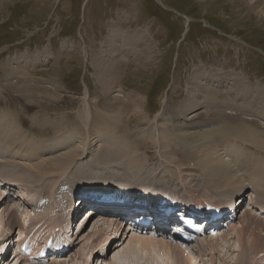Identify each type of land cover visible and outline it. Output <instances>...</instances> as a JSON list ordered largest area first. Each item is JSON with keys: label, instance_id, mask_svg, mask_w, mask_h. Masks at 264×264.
<instances>
[{"label": "rangeland", "instance_id": "1", "mask_svg": "<svg viewBox=\"0 0 264 264\" xmlns=\"http://www.w3.org/2000/svg\"><path fill=\"white\" fill-rule=\"evenodd\" d=\"M259 1L0 0V115L7 113L12 115L18 127L25 132L26 136L18 142L26 152L31 153L30 157L34 156L32 162L43 161V165L48 164L44 166L45 168L42 166L45 170L39 168L42 172L40 175L41 172L39 174V170L35 171L32 167L35 162L33 164L30 160L19 159L24 165L31 163L29 165L30 170L32 167V173L28 176V180H32L23 181L27 173L25 166L18 169L16 174L11 170L9 180L20 182L10 190L1 187L0 197L8 194L18 202L16 195L26 197L27 192L24 190L29 186L33 189L29 191L30 195L35 192L32 195L37 197L36 194H43L44 191V195L49 194L52 186L50 181L55 183L57 175H61L59 177L62 179V173L67 169L63 174L64 179H67L77 167L87 164L89 169H95V176L101 175L98 177L101 181L97 183L92 179L100 186L128 184L135 189L155 193L163 190L180 195L204 193L214 198L219 193L215 191V186L212 187L207 183L206 174L195 156L192 157L197 153L202 156V148L196 146L195 151H192L193 154L189 155L190 160H185L181 155L183 148L181 143L185 139L202 143L200 126L203 123H210V127L217 125L222 127L226 121H234L232 124L238 127L237 130L240 125L248 131L255 130V138L250 141L237 134L231 135L226 142L215 147V151L223 149L218 151V154L222 153L218 159L233 164L238 162L239 155L244 154L246 157L259 158L257 160L259 165L255 167L250 160L255 168H242L247 171V174L241 177L243 185L251 187L244 188L241 192L244 195L239 200L238 209L241 211L238 218L229 226L217 227L213 233H209L212 236L219 235L214 241L223 251V255L221 254L220 258L214 255L211 247L205 245V240L200 241L204 244L202 250L195 245L192 248H194L193 257L198 259L200 264L235 262L238 258L236 251L239 246L242 245L244 249L250 240L249 237L241 239L237 231L241 228L240 222L244 219L243 213L246 207L250 205L248 203L251 201V196L254 195L258 199L255 202L257 206L263 205L259 201L264 196L258 194L256 191L258 186L251 184L248 178L258 176L259 166H264V113L259 109L261 106L254 109L252 104L242 100L238 102L241 108L237 110L227 106H222L218 110L207 108L205 99L215 93L220 99L224 97L226 103L228 99L234 100L232 95L237 92H240L241 96L254 95V93L259 94L260 90L256 89L257 91L253 93L246 91L253 87L264 88V0L262 3ZM127 31L142 33V37L134 45L138 53L124 52L123 39L114 40L113 45L109 43L111 34L116 32L123 34ZM114 47L116 50L109 56V52L113 51L110 49H115ZM143 48H147V53L139 55ZM100 58L112 65L114 80L108 94L119 96L117 102L107 101V91L105 92L98 79L97 60ZM212 75L215 76L214 78L223 79H220L221 82H216L212 79ZM195 82L198 83V87L195 86ZM236 82L240 83L237 89L234 87ZM23 85H27L28 89L26 90ZM195 91L200 96L199 105L202 108L191 110L187 114L183 113L181 110L183 103L191 92L196 93ZM261 96L264 97V94ZM201 100L205 102L201 103ZM224 109L226 111L229 109L228 111H233L231 113L234 114L227 113ZM200 112L204 113L197 119L195 115ZM220 112L223 115L226 113L227 116L229 114L230 119L225 115H215ZM45 117L49 123L41 125ZM104 119L108 122H104ZM179 135H183L181 142ZM227 141L233 144L229 145ZM108 142L117 145L112 146ZM231 145L232 150L238 154L230 150ZM106 146L114 147L118 154L113 156L108 152L104 153L103 148ZM79 148L81 152L75 159L66 161L60 158L62 153L77 151ZM210 148L206 146L205 150L211 153ZM107 156L110 158L107 159ZM202 157L208 158L210 155ZM202 157L200 158L203 160ZM240 159V161L244 160ZM51 164L60 165L55 168ZM232 168L241 174L234 166ZM44 175L47 178L49 175L52 177L46 180V184L43 181L40 183ZM95 176L91 177L96 178ZM8 186L11 187L9 183ZM225 191V194H230L229 190ZM59 196L66 202L69 199L73 209L70 215L67 214L69 209L59 211V208H56L49 214L51 216L48 215L45 222H39L32 229L29 227L23 229L28 233L30 231L31 242L38 244L41 243V237L48 232L49 224H61L63 220L73 216L74 221L70 217L66 224L68 226L73 224L69 233L72 236L74 234L78 240L71 247L73 251L65 253L62 259L65 260L63 261L65 264H87L76 254L81 250L85 254L88 253L87 258H91L88 249L96 237L94 239L87 237L93 227L102 225V228L111 227L115 230L117 226L110 225L111 216H102L97 212L89 225L83 227L84 232L79 235L82 221L87 219V213L83 216V212L90 207L73 192L55 195L56 198ZM28 197L30 199L31 196ZM76 201L80 206L82 203L86 206L75 205ZM241 202L243 203L240 205ZM9 204V200L0 204V242L4 243L0 246V253L3 248L8 247V243L3 239L5 233L10 231L7 222L8 209H6ZM26 206L28 212L25 214ZM77 206L81 210L75 217ZM261 210V207L258 211L254 210L259 217L264 216ZM41 211L42 206H38L34 211L29 204L18 203V214L24 217L21 221L25 222L24 226L32 222L29 220L32 214V217H35ZM58 228L57 226L56 229ZM20 232V228L16 227L10 234L12 239L16 241L24 237L26 232L22 235ZM131 236L129 235L124 243L128 242ZM228 245L230 250L227 249ZM103 248L96 250L94 248V250H103ZM253 248L254 245L251 251H254ZM74 255H76L74 263L69 262ZM6 258L11 262L14 258L13 253L8 254ZM253 258L256 264L255 257ZM1 260L0 264L8 263ZM258 260L264 263L262 254L258 256ZM16 261L17 258L10 264H16Z\"/></svg>", "mask_w": 264, "mask_h": 264}, {"label": "bare ground", "instance_id": "2", "mask_svg": "<svg viewBox=\"0 0 264 264\" xmlns=\"http://www.w3.org/2000/svg\"><path fill=\"white\" fill-rule=\"evenodd\" d=\"M262 1L263 0H260L259 2L262 3ZM130 32L127 31V32H125L123 34L116 32V33L111 34V36H110L111 38L108 39V40H110L109 43L111 45H113L112 43H114V40L120 38V39H123V41H124V43H123L124 44V48H125L124 52H126V53H128L130 51H135L136 52V49H135L134 45H135V43H137V40L140 39V37H142V33H139L138 31L137 32L135 31V32H132V33H130ZM146 49L147 48H143L139 52V55L142 54V53H144V54L147 53ZM110 50H113V51L109 52V56H111L113 54V52L116 50V48L115 49H110ZM136 53H138V52H136ZM97 61H98V70H99L98 71L99 72L98 79H100L102 87L105 89V92L107 91V94H108V92H110V90L112 89V81L114 80L113 77H112L114 75H112L113 72L111 70V66L112 65L102 61V58H100ZM214 77L215 76H213L212 79L215 80L216 82H221V80L223 79V78H214ZM195 84L194 85L196 87L199 86L198 83L195 82ZM239 84L240 83L236 82L234 87H236V89L239 88V86H240ZM14 86H18V85H14ZM23 86H24V88L26 87L25 88L26 90L28 89L27 85H23ZM263 87H264V85H263ZM256 89L260 90V93L263 92L262 94H264V88H258V87H253V88H251V90H248L246 92H249V91L251 92L252 91V93H253L254 91H257ZM87 91H88V89H87ZM260 93L259 94L254 93V95L245 94V96L244 95L241 96V93L237 92V94L235 93V95L234 94L232 95L233 96L232 98H234V100H229L228 99V102H226V103L224 102L225 101V99H223L224 97L222 99H220V97L217 96L218 94L214 93V95H212L210 93L211 95L205 99L206 100V104L209 106V107L208 106H206V107L207 108L211 107V108H214V109L218 110L222 106H227L229 108L237 110V109L241 108V106L238 105V104H240L238 102H240V100H242V102H246L247 101L250 105L252 104V107L254 109H257L259 106H261L259 109H260V111H262L264 113V97H262L261 96L262 94L260 95ZM108 95H106V96H107V101L109 103L117 102L118 99H119L118 98L119 96L116 97L115 95L114 96L112 95L113 96L112 97V96H110V95L108 96ZM129 96H132V95H129ZM240 96H241L242 99L240 98ZM199 97L200 96L198 95V92H196V93H192L191 92L189 98H187V99L185 98L186 101L183 103V108L181 109L183 111V113L187 114L191 110H196L198 108H202L201 105H199ZM139 99L140 98H138V100ZM140 100H142V99H140ZM127 101H130V100H127ZM132 102H133V100H132ZM200 102L204 103L205 101L201 100ZM228 110L227 111L225 110V111L227 113L233 112V111H228ZM211 111H213V109ZM216 112H218V111H216ZM256 112H258V111H256ZM180 113H182V112H180ZM202 113H204V112H200V113H196V115L195 114H192V115L197 116V119H198V117H202V115H203ZM231 114H234V113H231ZM215 115L221 116V115H223V113L220 112V113H217ZM224 115L227 118L229 117V114L227 116L226 113H224ZM205 117H207V116L205 115ZM232 118L233 117H231V119ZM228 119H230V118H228ZM42 120H43V123L41 125H47L49 123V120L47 119V117L43 118ZM106 121H107V119L104 122H106ZM210 122H212V121H210ZM233 122L226 121V123L222 127H219L218 125H217V127H215V126L210 127L209 126L210 123L201 124V122H200V124H201V126L199 125L200 128H201L200 132H202V134L200 133V135H201L200 140L202 139L203 142L201 143L200 141L198 142L197 140H193V139L190 142L189 140L185 139L184 142H183L184 144L181 143V145H183V148H185V147L187 148L186 150L184 149L185 151L183 150V148L181 149V151H182L181 155H182V157L185 160L190 158L189 155L191 153L193 154L192 151H195V147L196 146H200L202 148L201 154H203V155L209 154L210 155V157H208V158L205 157L204 158V157H202L203 155L200 156V154L198 155V153H197L195 155H192V157L195 156L196 160L198 161L199 165L201 166L202 171L206 174L205 178L207 179V183L210 184L212 187L215 186V188H214L215 191L217 190V193H219V195L216 194L217 197L213 198L212 196L205 195L204 193H194L192 195H189V194H181L180 195V194H177L175 192L166 191V190L156 191L157 193H155V192H150L148 190L143 191V190H141L139 188L135 189L133 186L128 185V184H126V185H120L119 184L120 186H113V187H116V188H113L112 185H110L111 187H109V186H100V184H96V183L101 181V179L98 178L101 175L100 176L99 175L95 176L94 175L95 169L94 170H93V168L89 169V166L87 164L84 165V166L81 165L82 167H77L76 166L77 169L69 177H67V179H64V176H63L64 172L67 171V169H66L62 173V179H61V177H59L61 175H59V176L57 175L56 176L57 179L55 180V183L52 181L53 182V184H52V182L50 181V183L52 185L51 186V192L49 194H46L47 197H46V195H44L45 191L43 192V190H42L43 194L42 193H40L39 195L36 194L37 197L32 195L35 192H33L30 195L29 191H31L32 188H30L31 186H29V185H28L29 187L27 188V190H24V191L27 192V194H26L27 196L26 197L25 196L21 197L20 194L16 195V198L19 199L18 202L13 200L14 199L13 197L10 198V196L8 194L3 196L2 198L0 197V204L2 202L8 201V200L10 201V204L8 205L9 207L6 208V209H8L9 217H8V221L7 222L9 224L10 231L7 234L4 232L6 236H4V239H3V240H5L4 241L5 243H8L7 244L8 247L2 249L3 252L1 251V253H0L1 259H3L4 263H7L8 262V258H6V256L8 257V254L13 253L12 252L13 248L11 246V242H12V240L14 242V239H12L10 234L13 232V230L16 227H18L20 229L25 227L24 226L25 222L24 221L21 222L24 219V217L23 216L20 217L19 214H18V203L19 202H23L26 205L29 204V206H31V208H34V211H36V208H38V206H42V211L39 214H36L37 217L36 216L32 217L33 214L31 215V217H29L30 218L29 220L32 221V222L29 223V226L30 227L32 226V228H34V226H36L39 222H45L47 220V218H48V215L56 208H59V211H64L65 209H67V210L69 209L67 214L70 215V213H72L73 209H72V207L70 205L69 199H68V202H66L60 196L56 198L55 195L57 193H61L62 194V193H67V192L68 193L73 192L75 194H78V196H79L78 198L81 201H82V197L84 196V194H87V191H93L94 192V191L103 190V189H106V188H113L114 190H117V189H119V190H123V189L124 190H130L129 188L135 189L140 195L141 194L142 195H145V194L150 195L156 201L158 199H160L162 197V195H170L172 193L173 195H176V196L179 197V201L181 203L189 201L190 198H194V199L197 200V203H198L199 206H203L204 203L218 204V205L222 206V208H226V207H228L230 205H233L234 206V207H232L233 209L228 208L227 211H229V209H231L232 211H235V214L238 217V207L237 206L239 204L237 203V201L241 199L242 195H244V193L243 194L241 193L244 190V188H248V187L250 188L251 187V186L245 187L246 184H245V186L243 185V180H242L241 177L246 175L247 171L243 170L242 168L243 167L244 168L254 167V164H255V167H257L259 165L258 164L259 162H257V160H259V158L253 157V156L246 157L243 154V155H239V156H240V158H242L244 160L240 161L241 159L238 157L239 158L238 162L233 163V164H231L230 161H229L230 162V164H229L226 161L222 162L221 159L220 160L218 159V157H220V155L222 154V153L218 154V151L219 150H223V149L221 148V149H218V150L215 151V147H217V145H218V147L220 145H222V143L226 142V139L228 140V137L231 138V135L237 134V135H240L242 138H247L250 141H251V139L255 138L254 137V135H255L254 131L255 130L249 129L251 131H248V129H246L245 127L242 128L243 126L241 127V125H240L239 129L237 130L238 127H235L236 125L232 124ZM190 125H191V123H190ZM102 132H104V131H102ZM196 133L198 134L199 132H196ZM225 133L229 134L230 136H225L226 135ZM25 136H26L25 132H23L20 129V127H18L17 123L15 122V118L12 115H9L8 113L0 115V186H3V188H8L10 190L11 188H15L14 185L16 183L18 184L20 182L19 180H9L8 177H11V174H12V173L10 174L11 170H12V172L15 171L13 173L16 174L18 169H21L22 166L23 167L25 166V170L27 171V173L25 172L26 173V177L23 178V181L31 182L32 179L30 178L31 180L29 181L28 180V178H29L28 176L30 175V173H32V171H31L32 167L34 168L35 171L39 170L38 173L40 174L41 170L39 168L41 167L42 170H45V169H43V168H45L44 166H48L47 163H45L43 165V161L40 162V163L35 162V161L32 162L34 156H33V158L30 157L31 155H29V154H31V153L29 151L26 152L25 151L26 149L22 148L19 145V142H18L19 139H23ZM179 136H180L179 141L181 142V137L183 135H179ZM240 136L238 138H240ZM256 136L260 137L258 134H256ZM257 139L258 138H256V140ZM84 143H86V142H84ZM105 143H106V141H105ZM113 143L114 142H108L109 145H112V146L117 145V144H113ZM199 143H201V145ZM212 144H213V146H212ZM228 144L230 145V144H233V143L232 142H228ZM250 145H252V144H250ZM259 145H260V143H259ZM206 146H208L209 148L211 147L210 148L211 149V153H210V151L208 153L205 150ZM115 147L117 148V146H115ZM192 147H194L193 150H192ZM256 148H258V146ZM103 149H104L103 150L104 153L108 152V153H110L113 156H116L118 154V151H116L114 147L106 146ZM230 150H232V145L230 147ZM232 151L236 152L235 150H232ZM80 152H81V148H79L77 151L76 150L71 151L70 153H67V152L62 153V155L61 156L59 155V156H60L61 159H66V161H70L72 159H75L76 156L80 154ZM104 153H102V154L104 155ZM212 153H213V155H212ZM227 154H232V153H227ZM236 154H238V152H236ZM2 156H3V158H1ZM67 156L69 158H67ZM104 156H106V155H104ZM200 157H202L203 160ZM21 158L25 159V161L26 160H28V161L30 160L33 164H34V162L36 164L32 165L31 170H30V165L29 164H31V163L29 162L28 165L25 163V165H24V164H22L19 161V159H21ZM57 158H59V157H57ZM109 158L107 156V159H109ZM232 158H234V157H231V159ZM250 160H252L254 164ZM56 161H59V160H56ZM107 161H105V162H107ZM101 162H102V159H101ZM89 163H90V161H89ZM56 165L54 164L52 166H55V168H56L60 164H56ZM230 165L234 166L236 171L241 172V174L235 172L233 170L234 168H232V166H230ZM42 166H43V168H42ZM263 167L264 166H262V167L259 166L260 169L258 170V174H257L258 176H256L254 174L255 176H252L251 178H248V180L250 181L251 184H254V185L258 186V189L256 191H258V194L259 195L261 194L262 196H264V168ZM53 169H54V167H53ZM46 172H47V170H46ZM96 173H99V172H96ZM44 174H46V173H44ZM40 175H42V172H41ZM40 175H39V178H40ZM36 176H37V174H36ZM36 176H32V177H36ZM91 176H93V177L95 176L97 179L96 178H92ZM48 177L52 178V177H50V175ZM49 178H47L46 175H44L42 177V180L40 181V183H42V181H43L46 184V180L49 179ZM92 179H95L96 183H94ZM214 181H215V183H214ZM8 183H9V185H11V187L8 186ZM47 183H49V182H47ZM38 184H39V182H38ZM79 184H80V186H79ZM72 186H74L75 188L72 187ZM225 190H229L231 195L230 194L228 195L227 193L225 194V192H226ZM139 194H135V195H138V196H136V197H138V199H139V197H141ZM23 195H25V193H23ZM28 196H31L32 198L30 197V199H29ZM250 199H251V201L248 203L250 205H248L246 207V210L243 213V218L244 219H243V221L240 222L241 223V228H240V230H238V228H237V230H238L237 233L239 232V235H240L241 239H245V237H249V239H250L249 243L247 242L248 244H246L244 246L245 247L244 249H243L242 245L239 246V249L236 251L238 258L235 260V262L224 261V262H226L225 264H255V262L253 261L254 260L253 257H255L256 264H264V263H260V261L258 260V256L259 255L262 254V256L264 257V216L259 217V216L256 215V213L254 211V210L258 211L259 208L261 207L262 208L261 212H262V214L264 213V198H262L263 201H262V199H261V201H259L260 203L263 204L262 206H260V205L257 206L255 204V202L258 201V199L255 198L254 195H252ZM77 202L78 201H76L75 205L76 204L79 205ZM230 202H233V204H230ZM242 203L243 202H241L240 205ZM79 206H77V209L75 210V217L79 215L78 213L81 210L80 207L82 205L80 207ZM144 206L149 208V205H144ZM92 209H94V208L90 207V208H87L83 212V216L86 213H89V216H88L87 219L85 218L86 219L85 221H82L83 222L82 223V227H80L79 232H78L79 235L84 232V230H82L83 227L86 224L89 225V223L98 214L97 211L95 212V210L93 211ZM9 211H10V214H9ZM27 212H28V206L25 207V214ZM257 214H259V213H257ZM49 216H51V215H49ZM68 219L67 220L66 219L63 220L61 222V224H58V223L49 224L50 227H48L49 228L48 229V233L44 234L41 237V242H44L46 244V241L49 238L48 236L50 234V231H51V229H53V227L56 228L57 226L58 227L59 226H61V227L63 226L65 231H66V229L68 230V228H71L72 224L70 226H68L66 224L68 222ZM71 220L74 221L73 216L71 217ZM100 220H102V219H100ZM107 220H109V219L107 218ZM117 222L118 221L114 218V219L111 220V223H110V225H116L117 226V228H115V230L111 229V227L102 228V225H100L101 227L100 226H98V227L94 226L93 229L89 233V237H87V239H94V237H96L94 239L93 244L91 246L88 245L89 246L88 250H89V253L91 254V258L90 259L87 258V254L88 253L85 254L81 250L78 251L77 254H76V255H78V258L82 257L83 261L87 262V264H97V262H98V264H200V261H198V259L193 257V253L192 252L181 250V248L178 247V245L172 243L171 241L165 240L163 238L148 237L147 235H142V236H140V235H132L130 240L128 242L124 243V240H126V238L129 236V232L128 231H124L121 228L122 227V223H119V222L117 223ZM0 223H1V221H0ZM64 223L66 225H64ZM234 229H235V227L233 225V230ZM251 229H252V231H251ZM67 233H68V231H67ZM204 233H205V235H207L206 230L204 231ZM21 234H22V232H21ZM123 235L125 237L126 236L127 237L124 238V239H121V237ZM218 237H219V235L216 234V235L211 236V237H204V240H205V245L206 246L207 245L210 246L211 249L213 250V254L217 255L220 258V255L221 254L223 255V251H221V249L218 247V245L214 241V240H217ZM223 237H225V236H223ZM76 240H78V238L75 237L74 234L71 237H70L69 234H67V236L63 237V239L55 240L54 243L56 244V246H59V247H63L64 246L63 244H65V243H68V244H70L69 245L70 247H73L75 245ZM261 240H262V243H261ZM63 241H65V242H63ZM120 242H122V243L119 244ZM3 244L4 243L0 242V246L3 245ZM194 245L197 246V248H200L202 250L204 244L200 243L199 241H196ZM253 245H254V248H253L254 251H251ZM33 247H34V249L37 250L33 254L34 258L42 259V258H40V256L45 253V250H46L45 245L42 246L41 249H37L35 246H33ZM102 247H104L103 250L100 249V250L95 251L96 248H102ZM94 248H95V250H94ZM227 249L230 250V245L227 246ZM71 251H73V250H71ZM68 252H70V251H68ZM240 252H241V254H240ZM76 255H74L73 258L71 257L72 256L71 255L70 258H72V260L71 261L69 260V262H73L74 263V259L76 258ZM15 258L16 257H14L12 259V261ZM26 259H21L20 257H18L17 261H16V264H18V262H19V264H65V262H63L65 260L62 259V256H61L60 259H58V258L57 259H53L52 258V259H46L44 262L39 260V261H36L34 263L30 262V261H25ZM11 262H8L7 264H10ZM224 262H223V264H224Z\"/></svg>", "mask_w": 264, "mask_h": 264}]
</instances>
